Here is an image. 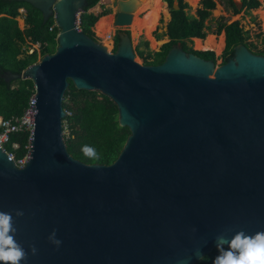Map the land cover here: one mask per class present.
I'll use <instances>...</instances> for the list:
<instances>
[{
	"label": "water",
	"instance_id": "95a60500",
	"mask_svg": "<svg viewBox=\"0 0 264 264\" xmlns=\"http://www.w3.org/2000/svg\"><path fill=\"white\" fill-rule=\"evenodd\" d=\"M16 1L59 29L53 53L2 74L35 89L25 164L0 146V210L23 211L13 212L28 253L21 264H193L220 233L264 230L263 54L238 44L216 65L178 42L161 63L143 64L128 33H117L111 51L79 28L86 0ZM140 2L113 1V26L130 24ZM68 79L115 103L129 134L113 162L84 163L68 152ZM53 229L58 247L48 240Z\"/></svg>",
	"mask_w": 264,
	"mask_h": 264
},
{
	"label": "trees",
	"instance_id": "16d2710c",
	"mask_svg": "<svg viewBox=\"0 0 264 264\" xmlns=\"http://www.w3.org/2000/svg\"><path fill=\"white\" fill-rule=\"evenodd\" d=\"M86 1L87 6L79 16L78 26L88 36L97 40L92 27L100 16L107 13V10L94 13L90 9L100 0ZM166 1L171 11V20L165 32L169 40L156 51L144 53L142 50H137L143 64L161 63L169 48L178 42L187 52L215 60L213 51L193 50L185 41L191 40V37L202 39L209 33L219 34L222 30L225 33L226 42L223 62L232 55L233 46L237 43L254 47L252 42H246L248 34L239 27L238 21L227 24L225 19L215 29L212 28V24H205L204 20L210 15V8L214 6L213 0L200 1L201 7L197 11L199 18L185 12V8L188 7L186 1L176 0L178 9L173 8V0ZM243 2L247 8L260 6L259 0H243ZM19 8H23L25 12L22 28L19 27L17 20L18 17L23 16ZM50 26H53L51 30H49ZM58 31L52 17L43 23L41 12L30 4L16 0H0V117L9 119L21 116L34 91V84L30 79H16L6 83L2 74L5 71L20 73L27 66L37 62L44 54L53 53L57 44ZM26 38H30L32 42L38 41L39 50L34 49L33 52L27 53L23 49ZM117 41L116 35L111 51H115ZM142 44L148 50V42L144 40ZM255 53L264 54V48L255 50ZM68 82L69 85L62 99V105L66 111L62 119V129L68 130V134L63 135L68 152L84 163L113 162L129 134L127 127L118 124L115 103L99 91L77 89L70 79ZM28 136V132L10 135V140L4 148L13 154L14 159L17 160L27 153ZM14 143L17 144L16 147L13 146ZM84 145L94 148L95 156H86L82 151ZM217 255L218 250L214 247L193 264H213Z\"/></svg>",
	"mask_w": 264,
	"mask_h": 264
},
{
	"label": "rangeland",
	"instance_id": "374dc122",
	"mask_svg": "<svg viewBox=\"0 0 264 264\" xmlns=\"http://www.w3.org/2000/svg\"><path fill=\"white\" fill-rule=\"evenodd\" d=\"M111 1L112 0H100L93 8L90 9L94 13H99L102 10H107V13L100 16L97 20H99L101 17H107L109 22V29L107 31L98 30L96 26L97 21L94 23L92 29L95 33V36L97 37V41L105 45L108 50H111L113 47V38L116 29L118 30V32L121 33H126V31L128 32L132 40L133 51L135 53V60L139 63H142V58L137 54V50H142L144 53H146V51H156L159 49L161 44L167 42V36L164 34L165 23L167 21V14H165V19L159 22V25L157 26L156 30L152 31L158 21V4L154 5V1L155 3H157L159 0H140V4L134 10L133 18H136L135 25H132L131 22L130 24L121 28L113 26L114 14L116 9L111 6ZM185 1L188 4L186 11L189 14H193L195 12L197 0ZM235 1L239 2V0ZM259 1L260 6L258 8L250 9L248 11H240L237 13V15L233 17V19H238L240 25H242L243 28L246 30L248 34L247 40L249 42H252V44L254 45V47L252 48L255 50L264 48V0ZM218 11L219 5L217 4L211 14L217 15ZM17 20L19 27L22 28V17H18ZM210 21H212V19H210ZM118 32H116V34ZM219 36L217 38V41L214 37L213 42L204 41L203 43H201L191 38V40H189L187 43L194 49H212L216 54H219L222 48L221 39L223 38V33L219 34ZM144 40L148 42V50L142 44ZM219 63V61L216 62L217 65ZM65 134H68V130L66 128L63 129V135Z\"/></svg>",
	"mask_w": 264,
	"mask_h": 264
},
{
	"label": "clouds",
	"instance_id": "9594fccd",
	"mask_svg": "<svg viewBox=\"0 0 264 264\" xmlns=\"http://www.w3.org/2000/svg\"><path fill=\"white\" fill-rule=\"evenodd\" d=\"M82 151L90 157L96 154L95 149L89 145H84ZM13 212L15 217L23 215V211L19 209L0 210V264H21V261L27 260L28 253L15 238L17 229L14 226ZM214 239L218 255L213 264H264V230L252 234L239 230L230 238L220 233ZM48 240L57 247L61 244L56 238L55 229L49 233ZM30 251L35 255L37 248L31 245Z\"/></svg>",
	"mask_w": 264,
	"mask_h": 264
},
{
	"label": "flooded vegetation",
	"instance_id": "af4514ba",
	"mask_svg": "<svg viewBox=\"0 0 264 264\" xmlns=\"http://www.w3.org/2000/svg\"><path fill=\"white\" fill-rule=\"evenodd\" d=\"M115 1L117 2L118 0H112L111 1V6H112V2ZM161 1V2H160ZM185 1V0H184ZM201 0H197V3H196V8H195V12L193 14H189L187 11H185L187 14L189 15H193L195 16L196 18H199L198 14H197V11L198 9L201 7V3H200ZM214 1V6L212 8H210V15H211V18H210V15L204 20L205 21V24L206 25H210L212 24V28H216L220 23L221 21L225 20V22L228 24V23H232L234 21H238V19H233V17L235 15H237L238 12L240 11H248L250 9H256V8H247L246 7V4L243 2V0H239V2H236L235 0H213ZM177 3L176 0H173V3ZM219 5V11H218V14L217 15H212L211 12L214 10L215 6L216 5ZM158 21L154 27V29L152 31H155L157 26L159 25V22H161V20L165 19V14H167V21L165 23V32H166V28H167V24L168 22L171 20V11H170V6L169 4L167 3L166 0H159V3H158ZM174 8V7H173ZM186 10V8H185ZM117 11L115 10V14L114 16L116 15ZM210 19H212V21H210ZM239 27H241V29L246 32V30L243 28L242 25H240V22H239ZM116 32H118V30L116 29L115 31V34H114V38L115 36L117 35ZM164 32V34H165ZM223 33V38H222V48H221V51L219 54H216L214 52V50L211 49V51L214 52V56H215V60H213L215 63L217 61H219L220 64L224 63L223 62V59H224V56H223V52H224V49H225V46H226V42H225V33L224 31L222 30L219 34ZM247 33V32H246ZM209 34H213L215 35V40L217 41V38L219 36V34H216V33H209ZM166 35V34H165ZM167 36V35H166ZM114 38H113V42H114ZM191 38H194V37H191ZM168 39V37H167ZM201 39V38H199ZM205 38H202L201 40H204ZM169 40V39H168ZM167 40V41H168ZM186 44H188V40L185 41ZM246 42L247 43H250L247 39H246ZM165 43V42H164ZM238 44H243V43H237L235 44L234 46L238 45ZM162 45V44H161ZM160 45V46H161ZM181 45V44H180ZM189 45V44H188ZM245 47H247L251 52L255 53V49H253L250 45L246 46L245 44H243ZM182 46V45H181ZM190 46V45H189ZM233 46V48H234ZM192 47V46H191ZM193 50H198V49H194L192 48ZM184 50V49H183ZM185 51V50H184ZM203 51V50H201ZM187 52V51H185ZM187 53H190V52H187ZM257 54V53H256ZM264 55V54H263ZM233 56V52H232V55L228 57V59L232 58ZM201 57V56H199ZM203 58V57H202ZM205 59V58H204ZM227 59V60H228ZM212 60V59H211ZM226 60V61H227ZM225 61V62H226ZM217 65V64H216Z\"/></svg>",
	"mask_w": 264,
	"mask_h": 264
},
{
	"label": "built area",
	"instance_id": "2783aa9c",
	"mask_svg": "<svg viewBox=\"0 0 264 264\" xmlns=\"http://www.w3.org/2000/svg\"><path fill=\"white\" fill-rule=\"evenodd\" d=\"M19 12L23 14L22 20L24 19V10L23 8H19ZM55 24V23H54ZM79 24V23H78ZM53 26L49 27V30L52 29ZM111 35V34H110ZM40 43L38 41L32 42L30 38H26L25 43L23 45V49L27 53L33 52V50H39ZM34 88V86H33ZM35 89L31 96L29 97L28 104L26 108L24 109L23 113L19 117L15 118H9L4 119L0 117V146L4 148V145L9 142L10 135L17 132H28V151L25 153L21 158L14 159L13 154L11 152H8V156L12 158L15 161V165L18 167H21L25 164L26 160L29 156V146H30V136L32 134V122H33V112L32 107L35 103V95H34ZM69 113V112H68ZM14 147L17 146V144H13ZM5 149V148H4ZM6 150V149H5Z\"/></svg>",
	"mask_w": 264,
	"mask_h": 264
},
{
	"label": "bare ground",
	"instance_id": "6f19581e",
	"mask_svg": "<svg viewBox=\"0 0 264 264\" xmlns=\"http://www.w3.org/2000/svg\"><path fill=\"white\" fill-rule=\"evenodd\" d=\"M161 2V1H160ZM159 1L157 3H155L154 1V5L155 4H158ZM139 5V4H138ZM136 15V14H135ZM135 21H136V18L134 17L133 20H132V25H135ZM96 26H97V29L98 30H104V31H107L109 29V22H108V19L107 17H101L97 22H96ZM214 35L213 34H209L206 36V38L204 40H201L199 38H193L194 40H196L197 42H201L203 43L204 41L205 42H213V39H214ZM221 37V36H219ZM222 40V39H221ZM215 43V42H214ZM210 45V44H209ZM216 45V44H215ZM221 47V46H220Z\"/></svg>",
	"mask_w": 264,
	"mask_h": 264
},
{
	"label": "crops",
	"instance_id": "0c3cea01",
	"mask_svg": "<svg viewBox=\"0 0 264 264\" xmlns=\"http://www.w3.org/2000/svg\"><path fill=\"white\" fill-rule=\"evenodd\" d=\"M25 13V12H24ZM23 24H24V21H23ZM194 38H196V37H194Z\"/></svg>",
	"mask_w": 264,
	"mask_h": 264
}]
</instances>
